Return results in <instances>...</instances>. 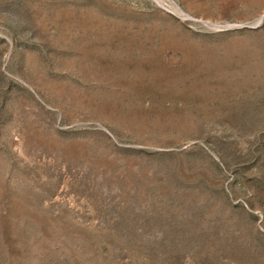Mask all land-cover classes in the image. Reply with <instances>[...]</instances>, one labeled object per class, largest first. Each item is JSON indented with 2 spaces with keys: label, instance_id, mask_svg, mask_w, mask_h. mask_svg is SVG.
Segmentation results:
<instances>
[{
  "label": "rangeland",
  "instance_id": "374dc122",
  "mask_svg": "<svg viewBox=\"0 0 264 264\" xmlns=\"http://www.w3.org/2000/svg\"><path fill=\"white\" fill-rule=\"evenodd\" d=\"M0 264H264V0H0Z\"/></svg>",
  "mask_w": 264,
  "mask_h": 264
}]
</instances>
